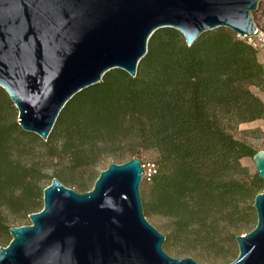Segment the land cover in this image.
<instances>
[{
  "label": "trees",
  "instance_id": "obj_1",
  "mask_svg": "<svg viewBox=\"0 0 264 264\" xmlns=\"http://www.w3.org/2000/svg\"><path fill=\"white\" fill-rule=\"evenodd\" d=\"M257 52L247 36L226 26L201 32L190 45L178 29L159 27L136 74L113 67L75 93L47 139L24 130L16 117L6 119L0 101V245L9 241L10 226L42 207L46 162L88 163L87 177L77 183L87 190L100 171L97 153L124 144L133 146L128 155L102 158L107 166L153 155L154 168L143 174L153 209L175 221L166 241L178 231L205 243L223 235L235 242L255 225L254 196L264 189V180L240 161L257 149L231 132L241 121L264 117V101L251 89L264 85ZM54 176L71 181V169ZM237 252L223 250L221 263Z\"/></svg>",
  "mask_w": 264,
  "mask_h": 264
},
{
  "label": "water",
  "instance_id": "obj_2",
  "mask_svg": "<svg viewBox=\"0 0 264 264\" xmlns=\"http://www.w3.org/2000/svg\"><path fill=\"white\" fill-rule=\"evenodd\" d=\"M258 2L0 0V86L17 107L21 127L47 139L75 93L113 67L136 74L155 29L174 27L189 45L217 26L249 36ZM253 161L264 180V149ZM142 177L136 156L109 162L87 190L53 176L30 222L10 226L0 264H211L165 250V234L144 214ZM253 206L255 225L235 236L237 255L223 264H264V189Z\"/></svg>",
  "mask_w": 264,
  "mask_h": 264
},
{
  "label": "rangeland",
  "instance_id": "obj_3",
  "mask_svg": "<svg viewBox=\"0 0 264 264\" xmlns=\"http://www.w3.org/2000/svg\"><path fill=\"white\" fill-rule=\"evenodd\" d=\"M253 20L256 24L257 32L252 34L250 38V43L256 47L259 60L264 66V0H259L257 8L252 10ZM181 33V32H180ZM182 34V33H181ZM248 40V39H247ZM1 87V86H0ZM0 101L2 102V109L6 115V119L17 118L18 109L14 105L13 101L8 96L7 92L1 87ZM251 89L258 94L264 101V85L251 86ZM231 132L237 138L247 141L255 149H264V117L255 118L252 120L241 121L237 123ZM131 147L130 145H121L113 148L101 149L97 153V157H101L97 164L95 165V170L99 171L106 167L107 157L102 158L104 155L110 153H124L128 155ZM141 162L144 171H151L154 168L153 155L149 152H143L141 154ZM243 165H246L248 169L253 172L255 171V164L252 156H244L240 159ZM47 164L43 167L44 176L41 178V183L46 185L50 182V176H54L55 172L61 171L63 168L70 167L71 169V181L63 182L65 185L72 187L76 190H81L78 186V182L87 177V171L90 165L86 162L70 164L67 157L61 160L54 159L52 162H46ZM57 177V176H56ZM88 181V180H87ZM148 180H144V174L140 182V194L142 201H145L146 205H143V210L146 218L155 225L164 234H171V228L174 227L175 221L169 216L159 213L157 210L153 209L150 204V188L147 184ZM92 182L89 181V185ZM23 223L30 222L29 217L22 220ZM21 223V224H23ZM231 227L230 224H225L222 229V233H225ZM245 232V231H244ZM224 236V235H223ZM221 237L215 243H205L202 242L198 237L193 234H185L183 232H174L172 237L168 241L164 240L163 247L165 250L175 256L191 255L199 261L211 263V264H222L220 259V254L223 250L230 248L233 251H238L237 243L225 240ZM4 245V244H1Z\"/></svg>",
  "mask_w": 264,
  "mask_h": 264
},
{
  "label": "built area",
  "instance_id": "obj_4",
  "mask_svg": "<svg viewBox=\"0 0 264 264\" xmlns=\"http://www.w3.org/2000/svg\"><path fill=\"white\" fill-rule=\"evenodd\" d=\"M256 32H257V29L255 30V32L253 34H255ZM251 36H252V34L247 36L248 42H250L249 40H250Z\"/></svg>",
  "mask_w": 264,
  "mask_h": 264
}]
</instances>
